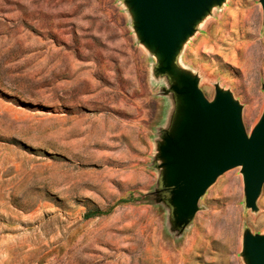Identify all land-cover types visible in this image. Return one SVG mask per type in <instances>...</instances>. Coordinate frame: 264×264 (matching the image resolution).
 Wrapping results in <instances>:
<instances>
[{
  "label": "rangeland",
  "instance_id": "1",
  "mask_svg": "<svg viewBox=\"0 0 264 264\" xmlns=\"http://www.w3.org/2000/svg\"><path fill=\"white\" fill-rule=\"evenodd\" d=\"M207 16L177 65L209 100L229 90L250 133L264 110L262 3L225 0ZM157 66L126 0H0V264H246L245 229L264 233V184L246 208L240 166L182 232L146 197L162 184L175 115ZM131 195L141 199L118 202Z\"/></svg>",
  "mask_w": 264,
  "mask_h": 264
},
{
  "label": "water",
  "instance_id": "2",
  "mask_svg": "<svg viewBox=\"0 0 264 264\" xmlns=\"http://www.w3.org/2000/svg\"><path fill=\"white\" fill-rule=\"evenodd\" d=\"M264 12V0H260ZM140 41L158 57L157 72L169 79L175 99L171 127L160 144L162 184L155 194L171 209L172 227L182 232L199 201L218 176L240 166L244 204L257 210L264 184V110L250 133L242 105L229 90L217 88L209 100L199 79L177 65L178 56L197 25L225 0H126ZM264 27V18H263ZM264 89V83H263ZM246 264H264V233L245 229Z\"/></svg>",
  "mask_w": 264,
  "mask_h": 264
},
{
  "label": "trees",
  "instance_id": "3",
  "mask_svg": "<svg viewBox=\"0 0 264 264\" xmlns=\"http://www.w3.org/2000/svg\"><path fill=\"white\" fill-rule=\"evenodd\" d=\"M152 195H157V196H159V197H162V194H154V193H149V194H147L146 195V197L147 196H152ZM136 199H141V198H139V197H134V196H129V197H123V198H121L118 202H130V201H134V200H136ZM114 206V205H113ZM113 206H111L109 209H107V210H101V209H94V210H90L89 212H87L86 214H85V216L86 217H94V216H98V215H102V214H106V213H109L111 210H112V208H113Z\"/></svg>",
  "mask_w": 264,
  "mask_h": 264
},
{
  "label": "bare ground",
  "instance_id": "4",
  "mask_svg": "<svg viewBox=\"0 0 264 264\" xmlns=\"http://www.w3.org/2000/svg\"><path fill=\"white\" fill-rule=\"evenodd\" d=\"M208 17V16H207ZM201 25V24H200ZM190 38V37H189ZM185 45V44H184Z\"/></svg>",
  "mask_w": 264,
  "mask_h": 264
}]
</instances>
